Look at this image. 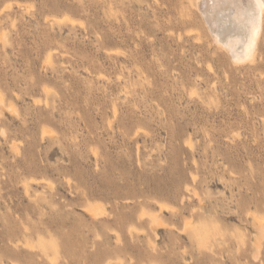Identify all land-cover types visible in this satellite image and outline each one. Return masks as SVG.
<instances>
[{"label":"rangeland","instance_id":"374dc122","mask_svg":"<svg viewBox=\"0 0 264 264\" xmlns=\"http://www.w3.org/2000/svg\"><path fill=\"white\" fill-rule=\"evenodd\" d=\"M196 7L0 0V264H264V25Z\"/></svg>","mask_w":264,"mask_h":264},{"label":"bare ground","instance_id":"6f19581e","mask_svg":"<svg viewBox=\"0 0 264 264\" xmlns=\"http://www.w3.org/2000/svg\"><path fill=\"white\" fill-rule=\"evenodd\" d=\"M193 1L197 5V7H196L197 11L199 10L202 13L203 18H204L205 23L208 27L209 33L212 36L213 41L219 46H224V47L226 46V49H229L231 51V54L233 57V62L240 63V65H241V64H244L248 60V58H252L254 54L256 55V52H254V51L258 45V36L260 34V29L262 28L261 24L264 25V13H261L255 9V7H254L255 0H193ZM236 3L242 4L245 8H247L249 10V12L253 13L254 15L249 17L248 19H245V20H238L236 18V10L233 7V5ZM253 26L255 28L256 34H255L254 44H253L252 48L249 49L248 44H247V38L250 36V34H251L250 29ZM221 49H222V47H221ZM250 60L251 59H249V61ZM253 60H252V62H253ZM249 61H247V62H249ZM241 62H244V63H241ZM250 63H251V61H250ZM253 63H251V64H253ZM2 95L3 94H0V101H1L0 103L4 102V98H3L4 96L2 97ZM9 106H10V104H9ZM10 109H13V106ZM4 135H5V133H4ZM162 206H165L164 203L161 204V207ZM87 209L90 213H92V214L96 213L97 214V212L95 211L96 210L95 207H89ZM94 216H95V214H94ZM150 217L152 218L151 223L154 225L155 224L157 225V223H158L157 222V216L150 215ZM254 220L257 223V228L260 231L259 233L262 236L264 234L263 233L264 232V228H263L264 226L260 223L262 221V218H260V216L259 217L255 216ZM159 221H160V219H159ZM257 240H259V239H257ZM259 241H261V240H259ZM28 245L29 244H27L26 246H28ZM36 256L37 255H35V254L32 255L33 258Z\"/></svg>","mask_w":264,"mask_h":264},{"label":"snow or ice","instance_id":"6c2138e0","mask_svg":"<svg viewBox=\"0 0 264 264\" xmlns=\"http://www.w3.org/2000/svg\"><path fill=\"white\" fill-rule=\"evenodd\" d=\"M233 7L236 10V18L238 20H245L254 15L253 13L249 12V10L240 3L234 4ZM254 7L257 11L264 13V0H255ZM250 32L251 34L247 38V44L249 49H251L254 44V39L256 34L254 26L250 29Z\"/></svg>","mask_w":264,"mask_h":264}]
</instances>
